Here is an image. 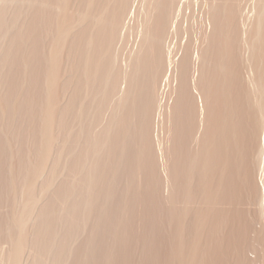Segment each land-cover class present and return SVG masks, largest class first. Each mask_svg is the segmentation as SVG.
<instances>
[{"label":"bare ground","instance_id":"6f19581e","mask_svg":"<svg viewBox=\"0 0 264 264\" xmlns=\"http://www.w3.org/2000/svg\"><path fill=\"white\" fill-rule=\"evenodd\" d=\"M148 1L135 36L129 0H0L4 264H204L238 200L259 195L264 0Z\"/></svg>","mask_w":264,"mask_h":264},{"label":"rangeland","instance_id":"374dc122","mask_svg":"<svg viewBox=\"0 0 264 264\" xmlns=\"http://www.w3.org/2000/svg\"><path fill=\"white\" fill-rule=\"evenodd\" d=\"M133 1H134V0H133ZM138 1H139V3H138ZM191 1H192V0H191ZM140 2H141V0H137V4H134V6H133L132 1L129 0V3H128L127 7H126L127 10L124 9V10H126V12H127L128 15H129L128 12H130L131 9H135V10H136V9H137V10L140 9L138 12H137V10H136V12H137L136 15H137V16L134 17L135 14L133 13V17H134V18L139 17L138 15L141 13V14H140L141 16L139 17V18H140V21H139V18H137L138 21H136L135 19H133V22H134V23L131 24V23H132V20H131V22L128 20V21H129L128 27H130V28L132 29V32L135 33V36H136V33H137L139 30L142 31V30H141V27H142L141 24H142L143 22H145V20H143V16L146 18L147 13L145 12V10L147 9L148 4H149V1H148V0H144V1H142V3H143L144 5H145V2H146V3L148 2L147 5H146V7H145V6H143L142 3H141V5H140ZM193 2H194V3H197V0H195V1H193ZM111 3H112V1H111ZM113 3H114V0H113ZM191 3H192V2H191ZM194 3H192V4H194ZM115 4H116V1H115ZM124 4H125V3H124ZM111 5H114V4H111ZM111 5H110V7H111ZM117 5H119V4H117ZM194 5H195L194 8L198 9V7L196 6L197 4H194ZM131 6H132V7H131ZM136 6H137V7H136ZM114 7H115V6H114ZM114 7H113V8H114ZM140 7H141V8L144 7V8L141 9ZM113 8L111 7L110 11H112ZM117 8H118V7H117ZM124 8H125V6H124ZM130 8H131V9H130ZM144 9H145V10H144ZM143 10H144V12L146 13V16H145L144 12H143V14H142V11H143ZM147 10H148V9H147ZM110 11H109V12H110ZM114 11H115V9H114ZM123 12H125V11H123ZM126 12H125V13H126ZM134 12H135V11H134ZM138 13H139V14H138ZM108 14H109V15L107 16V18L110 17V13H108ZM122 15L127 16V15H125V14H122ZM124 16H122V19H123V21H124V23H125L126 21H125V18H123ZM127 17H128V16H127ZM109 19H110V18H109ZM121 21H122V20H121ZM121 21H120V22H121ZM123 21H122V23H123ZM135 21H136L137 24H138V23H139V24L141 23V24H140V25H139V24L137 25V24H135ZM141 21H142V22H141ZM124 23H123V24H124ZM127 23H128V22H127ZM107 24H108V22H107ZM119 25H120V23H119ZM130 25H131L132 27H131ZM134 25H135V27H134ZM122 26H123V25H122ZM122 26H121V25L118 26V31H116V32H118V33H117V34H118V37H117V38H118V40H119V37H120L119 35H121L120 38L123 37L122 40H119V42L121 41V43H119V45L123 44L122 46L124 47V50H125V51H128L129 48H131L133 38H131V37H132V35L130 34L131 32H129V31L127 32V30H125V32L123 31L124 34H125V35L123 36V34H122L123 32L121 33V31H122L121 29H123ZM139 26H141V27H139ZM106 27L108 28V25H106ZM106 27H105V28H106ZM120 27H121V29H120V32H119V28H120ZM133 27H134V28H133ZM138 27H139V28H138ZM107 28H106V32H108V29H107ZM136 28H137V29H136ZM134 29H135V30H134ZM135 31H136V32H135ZM106 32H103V33L105 34V36H106V40H107V39H108L107 36L110 35V32H111V31H110L109 33H107V35H106ZM116 32H115V33H116ZM115 33H114V35H115ZM120 33H121V34H120ZM104 34H102V35H104ZM108 34H109V35H108ZM129 34H130V35H129ZM116 36H117V35H115L114 37H115V40L117 41ZM114 37H113V35H111V38H109V39L107 40L108 43H110L109 40L112 42ZM103 39H105V38H103ZM106 40H104V41L106 42ZM123 40H124V41H123ZM122 41H123V42H122ZM113 42H115V41H113ZM113 42H112V43H113ZM130 42H131V43H130ZM112 43H111V47H110L109 51H112L111 48H115V51H116V49H117L118 46H117L116 43H115L116 46H115V44L113 43L114 46H115V47H114ZM117 43H118V41H117ZM112 46H113V47H112ZM118 48H119V47H118ZM113 50H114V49H113ZM115 51H112V52L115 53ZM114 53H113V54H114ZM109 54H110V52H109ZM111 55H112V54H111ZM111 55L109 56V58L111 59V57H112V60H113V57H114V56H111ZM160 81H161V80H160ZM170 82H171V83H170ZM170 82H169L170 85H168V86H166V85H167L166 83H168V81L162 83V87H161V91H162L161 94H162V95H161V96H163V97H161V98H162V100L165 99L164 102L168 101V100H167V99H168L167 97H169V94H170V96L172 95V97H173L174 89L176 88V87L173 86V85H175L176 82H175V81H170ZM173 83H174V84H173ZM163 85H164V86H163ZM171 85H172V86H171ZM165 86L168 87V88L166 89ZM175 86H177V84H176ZM164 90H165V92H163ZM171 90H172V91H171ZM166 91H167V92H166ZM171 92H172L173 94H172ZM157 93H158V92H157ZM157 93H156V97L159 96ZM163 93H164V94H163ZM166 94H168V95H166ZM166 96H167V97H166ZM164 97H165V98H164ZM155 99L157 100L158 98H155ZM155 99H154V100H155ZM154 100H153V101H154ZM156 100H155V103L157 104ZM156 104H155V105L153 104L155 107L152 106V108L154 107L155 110H156V107H157ZM110 106H112V105L110 104ZM110 106H109V108H110V110H111L112 107H110ZM152 108H151L150 110H152ZM154 108H153V109H154ZM152 111H153V110H152ZM152 111H151V113H152ZM153 112L155 113V111H153ZM151 113H149V115H150ZM152 115H154V114H152ZM152 115H151V116H152ZM147 116H148V115H147ZM158 116H159V117H158ZM161 116H162V115H157V116L155 117L154 120H150V119H153V118H149V121H148V119L146 118V119H147V120H146V125L149 124L148 122H150V121H152V123H154V127H153V128L151 127L152 123H151V125L149 124L150 126L147 125V127H150V130H153V133L150 132L149 129H147V130H148V132H150V133H149L150 135L152 134V136H149V137H153V135H154V139H155V142L157 143L158 147H161V146H160V143H158V142H159L158 140H161V137H162V136L160 137V135H161V134H160V132H161V131H160V126H161V124H160V123H161V121H162ZM148 117H150V116H148ZM153 121H154V122H153ZM152 126H153V125H152ZM151 128H152V129H151ZM154 129H155V130H154ZM148 132H147V134H148ZM149 134H148V135H149ZM157 135H158V136H157ZM13 148H15V147L13 146ZM159 149H161V148H159ZM159 149H158V158H159V160L161 161V160H162V156H161V152H160ZM259 151L262 152V147L260 148V146H259V148H258V146H257V150H256V152H259ZM261 152H259V154H260ZM160 156H161V157H160ZM259 157H260V156H259ZM258 160H259V161H258ZM260 160H261V157H260L259 159H257V162H259V164H262V163H260ZM12 162H13V161H12ZM14 163H15V161L12 163V164H13L12 167H14ZM15 164H16V163H15ZM257 164H258V163H257ZM259 164H258V165H259ZM258 165H256V166H258ZM259 166L261 167L262 170L260 169V167H259L258 170H260V173L263 174V175H261L259 172H257L258 170L255 169V170H256L255 173H259V174H256V175H254V176H257V177L259 176L260 179H259V177H258L259 180L257 179V177L254 178V179H257V180H255L256 182L258 181V182L256 183V187H258V191H257V193H259V195H260V194L263 192V190H262L261 193H260V190H261V188L264 186V183L262 182V181H264V173H263L264 168H262L263 165H259ZM260 175H261L262 177H261ZM262 178H263V179H262ZM261 179H262V181H261ZM259 182H260V184H259ZM261 182H262V183H261ZM258 184H259V186L262 185V186H260V190H259V186H257ZM262 189H263V188H262ZM246 191H247V190H246ZM247 192H249V191H247ZM247 192H244V191H243L244 194L247 193ZM243 193H242V194H243ZM249 193L251 194V192H249ZM249 193H248V194H249ZM244 194H243V195H244ZM262 194H263V193H262ZM262 194H261V197L263 198L264 195H262ZM245 195H246V194H245ZM245 195L242 197L243 200H244V198L246 199ZM251 195H252V194H251ZM251 195H246V196H248V197H247V200H249L248 202L251 201V202H252V205L250 204L251 202H250L249 204H248V203H247V204L245 203L246 205H248V206L246 207V205L244 204V202H246V200H244V202H243V200L241 199V197H239V199H241V201L237 199V200L240 202V204H238V205H235V204H234V205L236 206L237 210L240 209V210L238 211V213L241 214V213L244 212V210H245V212H246V211H247V212H250L249 214L246 212V213L248 214V217H249V218H248L246 215H244V216H246V217H241L244 213H243L241 216H239V214H238V215H234V214H236L237 211H235V210H236V208H234L235 206H234V205H231L232 207L234 206V207H233L234 209H233L232 214H231V215H232V216H231L232 219H234L233 216H235V219H234L233 222H234V223L238 222V221H239L238 217H239V218L241 217V218L245 219L246 221H245V220H244V222H243V221H242V222L240 221V224L243 223V224H242V227H240L241 225H240V226L238 225L240 228L237 226V224H239V222H238L236 225H235L232 221L227 222V223L224 225L225 228H224V227H222V228H223V231H224V229H225V233L227 232V230H228V232L231 230V232L227 233L228 236H227V234H225L222 230H220V231H222V232H219V231H218L217 234H216V237L214 236V237H213L214 239L211 238L212 240H210L209 243H211V244H213V245L211 246L212 248H209V247H208V249H210V250H205L206 252L204 251V252H205V254H203V263H204V264H205V263H206V264H209V263H210V264H240V263H241L240 261H242V258H244L246 255H247L246 257L249 256L250 259L247 258V260H251V261H252V262L250 261L251 263H253V264H259V263H260V264H264V257L262 258V256H261V254L264 256V251H261V249L264 248V247H262V245L264 244V242L262 243V241H261L262 238H264V225H263V224H264V206H263V205H264V200H263L264 198L262 199V200H263V201H262V200L259 198V195H257V196H258V199H257V196L255 197V196H253V195L251 196ZM239 196H241V195H239ZM250 197H251V198H250ZM252 197H253V198L255 197V199L252 200ZM249 198H250V199H249ZM256 199H257L258 201H257ZM259 199H260V200H259ZM254 200H256L258 204H256V203L254 202ZM260 201L263 202V203H261ZM259 202H260V203H259ZM237 203H238V202L236 201V204H237ZM254 203H255V204H254ZM241 204L245 205V207H244V206L242 207ZM253 204H254L255 206H254ZM249 205H250V206H249ZM256 205H257V206H256ZM237 206H238V207H237ZM232 207H231V208H232ZM241 208H242V209H241ZM244 208H245V209H244ZM248 208H249V209H248ZM262 208H263V209H262ZM5 209H6V208H5ZM5 209H4V211H5ZM241 210H243V211H241ZM252 210H253V211H252ZM260 210H261V211L263 210V211L261 212ZM6 211H7V210H6ZM257 211H258V212H257ZM253 212H254V213H253ZM259 212H260V213H259ZM256 215H257V216H256ZM236 216H237V219H238V220H236ZM261 216H262V217H261ZM256 217H257V218H256ZM260 217H261V219H260ZM241 218H240V220H241ZM246 218H248V220H247ZM255 218H256V219H255ZM232 219H230V220H232ZM257 219H260V220L257 221ZM251 220H252V221H251ZM253 220H254V221H253ZM247 222H248V223H247ZM249 222H250V223H249ZM256 222H257L258 224H256ZM259 222H260V223H259ZM230 223H231V224L233 223V225H231V226H232V229L229 230V228H228V229L226 230L227 227H230V228H231V226H228ZM254 223L256 224V226L258 225L257 227H258L259 229H258L256 226H254V227H250V225L252 226ZM227 224H228V225H227ZM244 224H246V225H244ZM248 224H250V225L248 226L249 228L246 227ZM255 224H254V225H255ZM234 225H235V229H234V230L236 231V226H237V229H238V230H237V232L233 235V233L235 232V231H234V232L232 233V230H233ZM243 225H244V227H245V231H244V229H243V228H244ZM226 226H227V227H226ZM247 228H248L249 230H247ZM254 228H255L254 232L256 231L255 234L258 235V238H259L260 234H261V237H262V235H263V237L261 238V240H260V238L258 239V238H256V237H254V235H255L254 233L251 234V232H253V229H254ZM256 228H257L258 230H256ZM241 229H242L243 231H242ZM250 229H251L252 231H251ZM88 230H89V229H88ZM262 230H263V234L261 233ZM138 231H140V232H136V233H137L138 237H140V236H139L140 233H141L140 228L138 229ZM259 231H260V234H257V233H259ZM88 232H89V231H88ZM88 232H87V233H88ZM239 232H240V233H239ZM246 232H247V233H246ZM218 233H220V234H218ZM223 233H224V234H223ZM230 233H231V234H230ZM244 233H245V234H244ZM229 234H230V235H233L234 237H233V236H229ZM239 234H240V235H239ZM237 235H238V236H237ZM256 235H255V236H256ZM245 236H246V237H245ZM130 237H131V236H130ZM229 237H230V238H229ZM221 238H222V240H221ZM239 238H240V239H239ZM100 239H102V240H107V241H108V240H110V241L112 240L111 237H107V238H106V235H103V234H101V238H100ZM201 239H202V238H201ZM203 239H204V238H203ZM216 239H217V240H216ZM232 239H233V240H232ZM250 239H251V240H250ZM256 240H257V242H260V241H261L260 243H262V245H261V244H258V243L256 242ZM258 240H259V241H258ZM223 241H224V242H223ZM248 241H250V242H248ZM263 241H264V239H263ZM3 242H4V241H2L1 243H2V245H3L4 247L2 246L1 248H2V250L4 249V250H3L4 252H6L5 250H8L10 246H8V245H9L8 243H5V242L3 243ZM129 242H130V241H129ZM219 242H220V243H219ZM234 242H235V244H234ZM244 242H245V243H244ZM247 242H248L249 244L252 243V245L250 246L251 248L249 247V245L247 246V244H248ZM6 244H7V245H6ZM216 244H217V245H216ZM221 244H222V245H221ZM253 244H255V245H253ZM215 245L217 246V248H216L217 250L215 249V247H216ZM235 245H236V246H235ZM240 246H241V247H240ZM244 246H245V247H244ZM246 246L248 247V250H247V247H246ZM252 246H253V247H252ZM213 247H214V248H213ZM238 247H239V248H238ZM243 247H244V248H243ZM254 247H255V248L257 247V250H258V251H256L257 253H258V252L261 253L260 256H259V253H258V256H257V255H256V254H257L256 252H255L256 254H254V252L251 251V250H254V251L256 250ZM260 247H262V248H260ZM123 248L130 249L129 245H128V246H125V247H123ZM253 248H254V249H253ZM258 248H259V249H258ZM232 249H233V250H232ZM243 249H244L245 251H244ZM199 250H200V249H199ZM212 250H213V251H212ZM236 250H237V251H236ZM262 250H263V249H262ZM201 251H202V250H201ZM238 251H239V252H238ZM260 251H261V252H260ZM222 253H223V254H222ZM240 253L242 254V255H241L242 258H241V256H240ZM238 254H239V255H238ZM243 254H244V255H243ZM223 255H224V256H223ZM255 256H256V257H255ZM28 258H29V256H27L26 259H28ZM261 258H262L263 261H261ZM26 259H25V260H26ZM208 259H209V260H208ZM1 260H2V259H1V257H0V264H4L3 260H2V261H1ZM26 261H27V260H26ZM28 261H29V259H28ZM28 261H27L26 264H30ZM242 262H243V261H242ZM248 262H249V261H248ZM258 262H259V263H258ZM24 263H25V261H24ZM249 264H250V263H249Z\"/></svg>","mask_w":264,"mask_h":264}]
</instances>
